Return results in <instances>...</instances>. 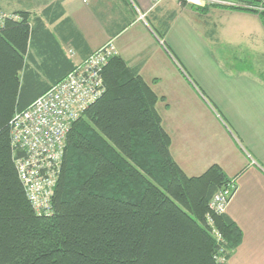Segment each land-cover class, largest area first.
Masks as SVG:
<instances>
[{
  "label": "trees",
  "instance_id": "obj_1",
  "mask_svg": "<svg viewBox=\"0 0 264 264\" xmlns=\"http://www.w3.org/2000/svg\"><path fill=\"white\" fill-rule=\"evenodd\" d=\"M223 1L264 21V0ZM0 12L12 16L0 26V264H229L243 233L212 202L235 180L218 165L196 177L181 169L157 109L165 98L119 55L69 127L50 213L34 211L12 122L71 69L45 24L64 8Z\"/></svg>",
  "mask_w": 264,
  "mask_h": 264
},
{
  "label": "crops",
  "instance_id": "obj_2",
  "mask_svg": "<svg viewBox=\"0 0 264 264\" xmlns=\"http://www.w3.org/2000/svg\"><path fill=\"white\" fill-rule=\"evenodd\" d=\"M53 4H62L64 15L53 23L46 20L45 24L71 67L57 82L90 54L113 42L118 55L139 70L159 97L165 98L156 89L169 82L175 87L181 79V84L189 85L188 75L200 85L217 113L197 98L207 112L175 115L169 129L159 107L165 112L171 107H166V98L157 105L163 126L172 138L171 154L188 175L176 156L175 136L183 122H186V136L203 125L208 128L203 133L209 135L213 131L220 145L229 142L236 159L231 152L226 157L222 151V158L215 152L200 175L218 165L237 185L227 215L241 229L243 240L229 264H264V74L219 63L210 49L213 33L208 36L204 19L217 15L221 22L234 18L236 23L251 24L244 34L256 46L264 41V21L251 12L196 10L181 6L175 0L159 3L155 0H0V8L7 13L24 11L33 16H42ZM217 35L221 40V33ZM53 84L48 82L49 87ZM216 126L221 133L216 128L210 130Z\"/></svg>",
  "mask_w": 264,
  "mask_h": 264
},
{
  "label": "built area",
  "instance_id": "obj_3",
  "mask_svg": "<svg viewBox=\"0 0 264 264\" xmlns=\"http://www.w3.org/2000/svg\"><path fill=\"white\" fill-rule=\"evenodd\" d=\"M165 0H155L163 2ZM203 8L215 0H177ZM12 18L0 12V26ZM118 55L113 42L95 51L61 82L52 86L12 122V143L25 152L17 161L18 175L34 211L49 214L51 197L63 160L70 125L102 94V68ZM237 187L231 183L213 199L212 208L224 213Z\"/></svg>",
  "mask_w": 264,
  "mask_h": 264
},
{
  "label": "rangeland",
  "instance_id": "obj_4",
  "mask_svg": "<svg viewBox=\"0 0 264 264\" xmlns=\"http://www.w3.org/2000/svg\"><path fill=\"white\" fill-rule=\"evenodd\" d=\"M217 1L224 3H218ZM178 3L181 6H186L196 10L207 8L209 9V12L219 9L233 10L229 7L236 6L234 3L223 0H216L213 3L207 4L203 8L194 7L181 2ZM13 5L15 7L21 6V4ZM228 19L229 18H227V21L223 19L221 22L217 15H213L212 17L210 16L204 19V21L207 23L206 30L208 36L209 34L212 35L213 33V40L210 38L209 45L213 55L216 57L215 59L226 67L230 66L236 67L238 69L249 68L252 70H257L258 73L264 74V41L261 42V46H256L255 42L250 40L248 34H244V31L247 28L252 27L250 26L251 24L246 22L239 24L236 23L234 18L230 20ZM240 29H243V31L241 30L242 33H238ZM220 33L221 40L218 39L217 35ZM187 80L189 85L184 83L181 84V79H178L179 83H177L175 87H173L172 82H169L162 88L156 89L158 94H163L165 96L166 103L171 107L169 112L162 111V109L159 107V111L163 115L166 125L169 127V129L171 123L173 122V116L175 115L189 114V112L194 114H200L204 112L205 114L207 111L204 110V105L202 101H200L201 99L206 104H208L209 107L215 111V113H217L215 105L212 104L209 98L203 94L200 85L197 84L189 75ZM185 124L186 122H183L178 129V135L175 136V145L177 148V159H179L181 165L183 168H185L188 175H200L205 167L204 164L213 159L215 152H219L221 158L222 151L225 152L223 156L226 157H228L231 152L232 158L234 157V159H236L235 152L230 151V149L233 147L229 145V142H227L225 145H222L221 142L220 145L219 141L213 136V131H210L209 135L203 133L208 130L206 126H199L198 128L193 129L191 136H186ZM215 128L219 129L221 133L220 127L218 128L217 126L211 128L210 130H214ZM187 142L190 143V148L187 147ZM187 148H189L188 151L186 150ZM232 162H234V160H232Z\"/></svg>",
  "mask_w": 264,
  "mask_h": 264
}]
</instances>
